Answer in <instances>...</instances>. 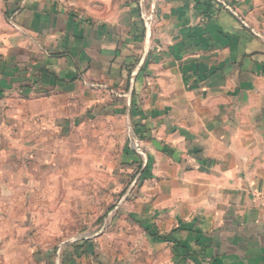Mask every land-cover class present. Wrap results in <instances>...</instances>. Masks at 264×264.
Wrapping results in <instances>:
<instances>
[{"label": "crops", "instance_id": "crops-1", "mask_svg": "<svg viewBox=\"0 0 264 264\" xmlns=\"http://www.w3.org/2000/svg\"><path fill=\"white\" fill-rule=\"evenodd\" d=\"M26 155L38 175L9 180ZM20 185L49 219L109 220L39 264H264V0H0L1 221Z\"/></svg>", "mask_w": 264, "mask_h": 264}, {"label": "rangeland", "instance_id": "rangeland-1", "mask_svg": "<svg viewBox=\"0 0 264 264\" xmlns=\"http://www.w3.org/2000/svg\"><path fill=\"white\" fill-rule=\"evenodd\" d=\"M145 17L150 18V29L154 22V7L146 13ZM123 133L126 137L125 143L131 149H135L137 153H139L140 157L142 158V165L145 164V157L142 153V148L139 146L138 141L131 135V129L128 124L126 116L123 120L122 125ZM27 152V151H26ZM20 159V160H19ZM16 163L18 166L25 165L27 169H29V164L33 163L32 167L34 168L35 165L41 163L38 160H33L28 155L26 156H9V170H8V179L13 180L17 178L18 180H23L27 178H34L35 175L38 173L34 170L33 172H24L20 171V169H16L12 167V164ZM23 163V164H21ZM147 163V162H146ZM131 166V165H130ZM129 165H122L118 172L114 174L108 173L107 171L103 175V179L105 181H111L112 179H119L121 181V187L119 188L120 195L119 197L122 199L127 198L128 200L131 197V181H133V185L138 182L142 177L143 171L139 174L138 167L137 171L131 172V167ZM97 172H89L88 178H96ZM29 175V177H28ZM17 176V177H16ZM98 178V177H97ZM129 189V192L127 193ZM12 192L19 196L21 199L26 200V204L23 205H14L13 203H8L7 208L10 211L11 209L18 208V216L17 219L11 218L6 221H1L7 223L8 228H11L14 232L17 231L18 235H10L7 237L6 242L8 249L7 251H3V246H0V264H39L37 262V257H50V262L55 258L56 260L60 257L62 253V249L66 246H70L73 244H77L83 241V235L80 233V227L83 228V223L85 220L82 217L85 215L82 214V217L78 218L76 215L72 214V219L67 220L63 218V208L62 205L57 206L56 210L59 213H56V219H49L47 216V205L44 204H37L32 205L29 203L30 197H28L29 189L19 186L18 188L12 187L8 188V193L11 194ZM94 188L88 189L89 194V201L93 198H96V194ZM62 192V189H60ZM125 197H123V195ZM102 196L105 198L109 197L110 194L104 193ZM122 199V201H123ZM38 207V208H37ZM96 206L94 204H88V220H87V228L91 230H99L103 226L109 225V220L96 221L95 218V209ZM21 209V210H20ZM110 210V209H109ZM108 210V211H109ZM106 214V213H105ZM40 215V218L38 217ZM14 216V215H13ZM43 216V217H41ZM60 216V217H58ZM91 223L95 225H90ZM68 230V231H67ZM64 231H67L65 233ZM69 232H72L71 234ZM3 239V237H0ZM3 243V241H2ZM54 256V257H53Z\"/></svg>", "mask_w": 264, "mask_h": 264}, {"label": "built area", "instance_id": "built-area-1", "mask_svg": "<svg viewBox=\"0 0 264 264\" xmlns=\"http://www.w3.org/2000/svg\"><path fill=\"white\" fill-rule=\"evenodd\" d=\"M144 21H145V28L147 29V27H149L150 28V18H148V17H145L144 18ZM258 200H260V198H257ZM261 201V200H260ZM262 202V201H261Z\"/></svg>", "mask_w": 264, "mask_h": 264}, {"label": "water", "instance_id": "water-1", "mask_svg": "<svg viewBox=\"0 0 264 264\" xmlns=\"http://www.w3.org/2000/svg\"><path fill=\"white\" fill-rule=\"evenodd\" d=\"M147 31H149V27H147Z\"/></svg>", "mask_w": 264, "mask_h": 264}]
</instances>
